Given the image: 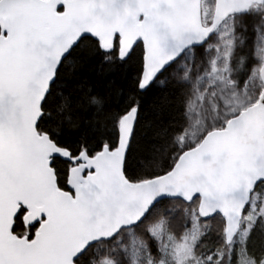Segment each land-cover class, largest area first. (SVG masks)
<instances>
[{
	"label": "snow or ice",
	"instance_id": "snow-or-ice-1",
	"mask_svg": "<svg viewBox=\"0 0 264 264\" xmlns=\"http://www.w3.org/2000/svg\"><path fill=\"white\" fill-rule=\"evenodd\" d=\"M0 264H264V0H0Z\"/></svg>",
	"mask_w": 264,
	"mask_h": 264
}]
</instances>
